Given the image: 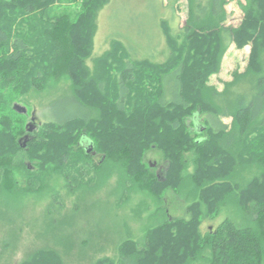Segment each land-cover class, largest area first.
<instances>
[{
  "label": "trees",
  "instance_id": "16d2710c",
  "mask_svg": "<svg viewBox=\"0 0 264 264\" xmlns=\"http://www.w3.org/2000/svg\"><path fill=\"white\" fill-rule=\"evenodd\" d=\"M59 1L0 0L1 84L15 88L25 83L28 89H42L50 77L67 75L73 84L69 98L75 107L73 114L47 122L36 138L21 136L19 141L6 115L0 113V122L5 125L0 128L3 186L10 192L16 186L13 159L24 149V143L26 157L42 161L40 171L49 176L65 175L63 155L73 153L71 142L78 136L79 143L90 141L93 150L102 149L109 160L114 156L133 187L151 189L157 196L169 188L181 190L184 154L193 151L196 158L190 218H170L150 229L143 247L132 240L124 241L119 247V263L193 264L205 257L210 264H264V0H247L237 26L225 23L223 5L227 0H199L202 5L188 0V17L181 32L192 33L183 44H175L169 37L172 55L166 62L156 65L151 59L129 61L114 79L110 71L112 76L98 83L91 80L86 61L96 18L110 0H82L75 18L51 15V7ZM209 6L210 22L206 23L203 15ZM195 7L200 8L196 11ZM33 18L39 21L44 29L42 36L51 46L43 68L39 58L43 53L27 40L29 20ZM41 20L47 22L44 28ZM165 32H169L167 26ZM230 43L239 48L251 47L242 74L245 79L262 74L248 81L245 87L249 89L228 102L230 106L219 108L217 101L222 93L209 84V79L219 73ZM42 75L41 82H36ZM133 88H138V98L131 104ZM3 98L0 95V100ZM16 105L14 109L23 113ZM95 110L99 111L98 117L93 116ZM203 113L213 120L199 132L195 118ZM228 117L232 118V131L223 122ZM192 131H206L207 135L194 138ZM152 146L159 148L168 162L161 179L141 163L142 155ZM245 165H255L261 171L241 186L234 173L237 168L243 171ZM26 166L30 180L37 173L31 171L33 166ZM231 197L250 223L238 225L226 218L215 230L203 234L200 225L205 215H217ZM24 264H62V260L54 250L39 251ZM97 264L114 263L100 260Z\"/></svg>",
  "mask_w": 264,
  "mask_h": 264
},
{
  "label": "rangeland",
  "instance_id": "374dc122",
  "mask_svg": "<svg viewBox=\"0 0 264 264\" xmlns=\"http://www.w3.org/2000/svg\"><path fill=\"white\" fill-rule=\"evenodd\" d=\"M246 1H226L223 6L227 13V25L240 24L244 16L242 6ZM81 2L82 0H61L53 4L50 13L67 14L75 18L81 10ZM189 2L111 0L99 11L95 35L91 37V53L86 61L87 71L91 74L90 78H93L91 80L95 83L106 82L108 76H112L108 74L110 71L115 75L114 79L129 61L137 63L151 59L156 65L166 62L172 55L169 37H173L171 39L175 44H183L192 33L181 32L188 17ZM196 3L202 5L199 0ZM200 7H195L196 11ZM203 16L206 18L205 22L209 23L210 6ZM161 19H164L169 31L165 37L159 24ZM41 23L43 28L47 24L42 20ZM29 27L27 40L37 46L38 52L43 53L39 57L43 68L51 46L43 38L44 29L40 28L37 19L29 20ZM107 37L111 39L108 40ZM123 38H128L132 44L129 45L133 48L127 49L121 42L113 40ZM159 43L162 47L158 46ZM156 46L158 48L153 54ZM250 50V46L239 48L235 43H230L223 55L219 73L210 77L209 84L222 93L221 99L217 101L219 108L230 106L228 102L232 103L235 96L249 89L245 84L262 74H252L251 79L243 77ZM140 52L147 57L139 56ZM155 56L158 57L154 58ZM121 59L123 62H120ZM236 75L239 77L234 82ZM90 78L87 76V79ZM42 79L43 75L36 82L40 83ZM72 87L67 75L59 79L50 77L42 89H28L25 83L15 88L4 87L0 82V95L4 96L0 100V113L6 115L9 127L16 134V140L19 141L21 136L29 138L34 135L36 138L41 128L51 119L73 114L75 107L69 98L72 96ZM23 90L26 91L22 92ZM136 91L138 88H133L130 94L131 104L138 98ZM15 104L25 108L26 112H17ZM97 111H94V117H98ZM195 119L199 132H203V126L209 123L211 125L213 120L206 113L197 115ZM261 119L256 122L257 125L261 123ZM193 122L192 120L191 123ZM223 122L229 124V130H233L231 117L223 118ZM3 127L5 125L0 122V128ZM206 135V131H192L194 138ZM79 141L78 136L74 138L71 142L73 153L63 155L65 175L53 173L49 176L40 171L42 161L26 157L27 143L15 155L13 162L16 186L10 192L0 181V264H24L37 252L51 250L60 256L62 264H97L100 260L120 264L119 247L124 241L132 240L138 247H143L150 229L162 225L170 218H190L189 206L194 201L190 190L195 172V152L188 151L184 154L186 168L183 171L185 180L181 190L169 188L157 196L151 189L133 187L126 180L125 171L114 161V156L111 157L114 159L109 160L102 149L93 150V145H87L86 148V144L84 146ZM86 143L91 144L88 140ZM141 163L161 179L168 162L163 152L152 146L142 155ZM26 165L33 166L31 171L37 173L30 180ZM239 170L240 168L236 169L234 178L241 186L246 185L261 171L255 165H245L243 171ZM233 199L235 198H227L217 215H205L200 225L203 234L215 230L226 218H231L238 225L250 223L251 220L239 212L237 202ZM193 264L210 262L204 257Z\"/></svg>",
  "mask_w": 264,
  "mask_h": 264
},
{
  "label": "crops",
  "instance_id": "0c3cea01",
  "mask_svg": "<svg viewBox=\"0 0 264 264\" xmlns=\"http://www.w3.org/2000/svg\"><path fill=\"white\" fill-rule=\"evenodd\" d=\"M110 2H111V0H110ZM110 2H109V3H110ZM109 3H108V4H109ZM108 4H107V5H108ZM105 6H106V5H105ZM102 9H103V8H102ZM102 9H101V10H102ZM99 16H100V14H99ZM97 17H98V16H97ZM159 24H160L161 27H162L163 36L165 37V35H166L165 33H166V32H165V22H164V19H161L160 22H159ZM180 30H181V29H180ZM173 31H175L174 28H173ZM173 31H172V32H173ZM109 38H110V37H107L108 40H109ZM110 39H111V38H110ZM163 39H164V38L162 37V41H163ZM113 40L121 42V43H122L127 49H131V48H133L132 46H130V45H132V44L130 43V40H129L128 38H126V39H124V38H123V39H113ZM129 44H130V45H129ZM158 46H161V43H159ZM158 46H156V47L153 49V50H154L153 54H155V51L157 50ZM161 47H162V46H161ZM151 52H152V51H151ZM151 52H150V53H151ZM139 56H141V57H147V55H144L142 52L139 53ZM148 56H149V57H152L151 55H148ZM157 57H158V56H157ZM157 57L155 56L154 58H157Z\"/></svg>",
  "mask_w": 264,
  "mask_h": 264
},
{
  "label": "water",
  "instance_id": "95a60500",
  "mask_svg": "<svg viewBox=\"0 0 264 264\" xmlns=\"http://www.w3.org/2000/svg\"><path fill=\"white\" fill-rule=\"evenodd\" d=\"M16 107L18 108V110L20 111V112H23V110L26 112V109L25 108H23L22 106H21V108H20V105H16ZM32 130V129H31ZM24 139H27V137H25Z\"/></svg>",
  "mask_w": 264,
  "mask_h": 264
},
{
  "label": "flooded vegetation",
  "instance_id": "af4514ba",
  "mask_svg": "<svg viewBox=\"0 0 264 264\" xmlns=\"http://www.w3.org/2000/svg\"><path fill=\"white\" fill-rule=\"evenodd\" d=\"M86 142H87V140H84V141L82 142V144H84V146H85V144H86L85 147L88 148L87 145H90V144H88V143H86Z\"/></svg>",
  "mask_w": 264,
  "mask_h": 264
}]
</instances>
